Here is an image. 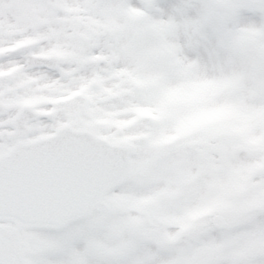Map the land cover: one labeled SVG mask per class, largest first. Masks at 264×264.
I'll list each match as a JSON object with an SVG mask.
<instances>
[{
    "label": "snow or ice",
    "instance_id": "1",
    "mask_svg": "<svg viewBox=\"0 0 264 264\" xmlns=\"http://www.w3.org/2000/svg\"><path fill=\"white\" fill-rule=\"evenodd\" d=\"M0 264H264V0H0Z\"/></svg>",
    "mask_w": 264,
    "mask_h": 264
}]
</instances>
